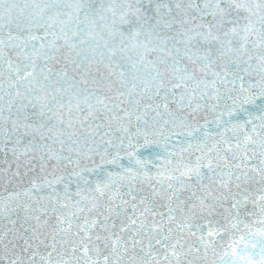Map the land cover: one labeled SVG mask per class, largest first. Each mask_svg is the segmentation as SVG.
I'll return each instance as SVG.
<instances>
[{
	"label": "snow or ice",
	"instance_id": "6c2138e0",
	"mask_svg": "<svg viewBox=\"0 0 264 264\" xmlns=\"http://www.w3.org/2000/svg\"><path fill=\"white\" fill-rule=\"evenodd\" d=\"M0 264H264V0H0Z\"/></svg>",
	"mask_w": 264,
	"mask_h": 264
}]
</instances>
